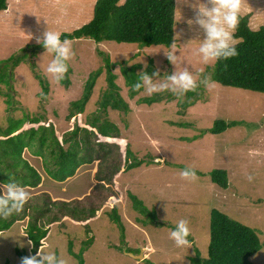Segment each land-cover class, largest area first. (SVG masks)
Masks as SVG:
<instances>
[{"label": "rangeland", "instance_id": "1", "mask_svg": "<svg viewBox=\"0 0 264 264\" xmlns=\"http://www.w3.org/2000/svg\"><path fill=\"white\" fill-rule=\"evenodd\" d=\"M95 2L9 0L7 9L0 13V76L6 74L8 81L0 83L1 128L7 126L9 118L37 115L45 124H53L61 136L78 121L77 117L67 118L71 103L82 97L90 75L102 69L82 119L85 122L95 114L118 129L115 138L107 141L91 136V163L76 178L62 184L45 179L38 188H25L30 193L27 204L39 203L40 210H26L28 215L21 210L12 217L19 220L0 234V264H20L16 249L29 256L40 248L53 251L58 259L67 257L69 264H78L73 254H78L90 237L92 243L83 253L85 264H190L196 249L202 257L207 255L212 209L256 230L262 248L250 259L254 264H264V94L214 82L209 87L198 83L194 94L187 92L182 97L167 90L151 95L142 90L130 97L120 70L123 62L138 65V73L147 71L150 75L158 70L162 76L184 66L211 73L207 68L215 62L204 65L196 53L199 41L195 39L203 38V30L188 23L195 18L193 5L198 0H175L177 35L170 48L70 41L69 85L47 76L43 69L52 54L43 56L45 49L36 38L48 26L60 35L79 28L91 19ZM242 5V16L249 18L251 29L264 26V0H242ZM169 49L177 51L183 62L172 64L164 52ZM101 53L115 64L112 72L120 95L129 105L127 114L98 110L109 88ZM40 80L47 81L46 95ZM155 95L160 101L139 103ZM187 102L192 105L184 108ZM217 120L240 125L213 135L208 130ZM127 146L134 158L143 162L141 166L125 170ZM185 167L193 169L196 176L181 178L179 172ZM217 169L227 171V189L211 181L210 173ZM129 193L137 196L154 218L137 211ZM115 206L121 226L111 218ZM182 218L188 222L190 246L177 248L168 233ZM35 220L49 234L43 246L33 250L26 229ZM128 253H141L143 260Z\"/></svg>", "mask_w": 264, "mask_h": 264}, {"label": "trees", "instance_id": "2", "mask_svg": "<svg viewBox=\"0 0 264 264\" xmlns=\"http://www.w3.org/2000/svg\"><path fill=\"white\" fill-rule=\"evenodd\" d=\"M8 1L0 0V13L7 9ZM175 11V0H96L91 19L77 29L62 32L61 39L67 38L69 41L89 39L97 44L115 42L137 44L140 47L170 48L175 34ZM234 35L239 38L236 43L238 54L226 60L215 61L212 67L207 68L211 72L212 81L223 87L264 94V26L253 30L249 26V18L241 16ZM102 56L109 88L104 92L98 110L105 114L108 109L127 114L130 112L129 105L120 95L115 83L116 75L112 72L115 64H111L108 55L102 54ZM120 68L126 86L130 89L129 95L134 97L143 90L133 91L130 87L139 75L138 65L128 66L127 62H123ZM68 72H70L69 67L61 79L64 85L70 83ZM101 73L102 69L93 72L86 81L82 97L71 103L67 118L77 117L78 121L74 128L62 133L61 136L56 132L53 124H45L43 117L37 115L25 114L22 118H9L7 126L4 129L0 127L2 183L7 182L10 176L16 183L33 189L38 188L45 179L54 183H67L76 178L78 173L91 163L92 135H98L105 141L115 138L114 133L118 132L117 126L107 118L101 121V118L94 114L88 116L85 122L82 119L96 80ZM6 77V74L1 75L0 83L7 84ZM40 82L43 93L46 95L47 81L40 80ZM188 94H194V92L189 91ZM156 96L144 98L139 103L148 105L156 103L160 101ZM190 105L192 102H187L183 104V107L187 108ZM237 125H240V122L217 120L208 132L219 135ZM103 156L107 158L106 155ZM142 164L141 160L134 158L127 146L125 170ZM210 174L214 184L223 189L228 188L226 170L217 169ZM129 198L137 211L154 218V214L148 211L137 196L129 193ZM27 203L22 208L24 215H28L26 210L29 209L40 210L39 203ZM64 208L67 209V206ZM72 212L75 214L76 210ZM95 212V210L91 211L93 214ZM9 217L0 219V234L11 229L14 222L19 220V218L12 219L16 217L15 213ZM111 218L116 224L122 225L116 206L111 210ZM48 234L49 230L39 225L37 220L30 222L26 229V235L33 250L43 246V241ZM91 243L92 237L84 242L78 254H73L70 250L78 260V264H85L83 253ZM261 248L262 244L255 229L230 218L218 209H212L207 255L202 257L196 249V255L190 258V264H254L250 258ZM16 252L20 259L27 256L24 251L16 249ZM148 264L153 263L148 262Z\"/></svg>", "mask_w": 264, "mask_h": 264}, {"label": "clouds", "instance_id": "3", "mask_svg": "<svg viewBox=\"0 0 264 264\" xmlns=\"http://www.w3.org/2000/svg\"><path fill=\"white\" fill-rule=\"evenodd\" d=\"M193 7L195 18L190 19L188 23L190 25L195 23L203 30V38L195 39L199 41L196 53L200 62L210 66L212 62L236 56L238 54L236 43L239 38L234 33L244 11L242 0H198ZM37 18L40 17L37 16ZM46 23L48 24L47 20ZM176 35L173 36V44ZM36 39L45 49L43 56L45 53L52 54V58L43 69L44 73L55 80L62 79L68 68L67 62L73 55L70 41L67 38L61 39L60 33L49 26L42 36ZM164 52L175 66L177 62H183L179 61L177 51L169 49ZM138 74L137 79L130 85L131 89L133 91L143 89L149 95L167 90L177 97H182L185 93L197 88L198 83L204 87L214 83L210 74L188 66L180 70L176 67L173 72L162 76L158 70L151 75L147 71H141ZM179 176L183 179H192L196 173L193 169L185 167L180 170ZM29 198L30 193L25 187L16 183L10 176L7 182L0 184V219L20 212ZM168 235L177 248L190 246L188 239L190 229L186 219L177 220ZM62 257L58 259L53 251H43L40 248L33 255L21 257L20 264H69L68 258Z\"/></svg>", "mask_w": 264, "mask_h": 264}, {"label": "water", "instance_id": "4", "mask_svg": "<svg viewBox=\"0 0 264 264\" xmlns=\"http://www.w3.org/2000/svg\"><path fill=\"white\" fill-rule=\"evenodd\" d=\"M129 255H131L132 257L138 259V260H143V255L140 253V254H137V255H134L132 253H128Z\"/></svg>", "mask_w": 264, "mask_h": 264}]
</instances>
